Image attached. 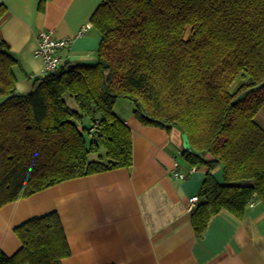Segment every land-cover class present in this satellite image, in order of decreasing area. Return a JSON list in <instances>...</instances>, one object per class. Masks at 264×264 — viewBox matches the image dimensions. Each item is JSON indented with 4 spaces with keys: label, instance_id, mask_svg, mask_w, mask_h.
Wrapping results in <instances>:
<instances>
[{
    "label": "trees",
    "instance_id": "trees-1",
    "mask_svg": "<svg viewBox=\"0 0 264 264\" xmlns=\"http://www.w3.org/2000/svg\"><path fill=\"white\" fill-rule=\"evenodd\" d=\"M92 23L101 35L96 61L62 64L35 78L27 94L17 91L20 64L0 34V208L131 167L133 133L115 111L121 99L143 125L186 134L184 159L207 167L192 211L198 234L223 209L242 218L254 201L264 204L257 122L264 88L233 105L264 81V0H103ZM15 232L22 247L12 256L0 249V264H62L71 256L55 211Z\"/></svg>",
    "mask_w": 264,
    "mask_h": 264
},
{
    "label": "crops",
    "instance_id": "crops-1",
    "mask_svg": "<svg viewBox=\"0 0 264 264\" xmlns=\"http://www.w3.org/2000/svg\"><path fill=\"white\" fill-rule=\"evenodd\" d=\"M102 2L0 0V34L20 64L14 67L19 93H29L42 75L44 60L36 55L42 32L72 39L59 51L62 64L96 61L101 35L92 18ZM87 24L91 28L79 37ZM119 115L133 133V165L67 180L2 206L0 249L14 255L22 247L15 228L55 211L71 249L62 264H264V204L254 201L242 218L223 209L198 234L188 201L198 196L207 167L198 165L185 180L174 178L175 161L184 172L192 167L182 155L183 134L143 125L134 110ZM214 173L222 181L221 168Z\"/></svg>",
    "mask_w": 264,
    "mask_h": 264
},
{
    "label": "built area",
    "instance_id": "built-area-1",
    "mask_svg": "<svg viewBox=\"0 0 264 264\" xmlns=\"http://www.w3.org/2000/svg\"><path fill=\"white\" fill-rule=\"evenodd\" d=\"M91 28V24L85 25L79 32L78 36H83L88 29ZM72 44V39H56L52 32H42L40 34L39 45L36 50V55L40 56L44 60V69L42 75L47 73L55 72L62 65V59L59 55V51L67 49ZM197 171V167L192 166L188 171L184 172L181 170V165L178 161L174 162L172 174L173 177L180 180H185ZM200 201L199 196H193L188 201V210L192 212ZM254 203V202H253ZM250 205L253 206L254 204Z\"/></svg>",
    "mask_w": 264,
    "mask_h": 264
},
{
    "label": "rangeland",
    "instance_id": "rangeland-1",
    "mask_svg": "<svg viewBox=\"0 0 264 264\" xmlns=\"http://www.w3.org/2000/svg\"><path fill=\"white\" fill-rule=\"evenodd\" d=\"M16 77H17V75H16ZM242 82H244L243 79H242L241 77L238 78V79L235 81V83L231 86V91H232V92H235L236 90H238V88L241 86ZM67 101H68V103H70V106H71V105L74 106V103H72V101H71L69 98H67ZM134 108H135V107H134V104H133V103H131V102L128 101V100H123V99H121V100L118 101L115 110H116L119 114H121V115H123V116L125 117V115H127V113L133 111ZM257 122H258L262 127H264V109L261 111L260 115L257 117ZM86 136H87V138H88V134H86ZM88 139H89V138H88ZM92 159H97V156H92Z\"/></svg>",
    "mask_w": 264,
    "mask_h": 264
},
{
    "label": "water",
    "instance_id": "water-1",
    "mask_svg": "<svg viewBox=\"0 0 264 264\" xmlns=\"http://www.w3.org/2000/svg\"><path fill=\"white\" fill-rule=\"evenodd\" d=\"M262 88H264V81L261 84H259L258 86L252 87V88H250L248 90H245L241 94H239L233 100V105H236V104L244 101L248 95H250L253 92H257V91L261 90ZM183 141H184V150L185 151H191V145L189 143V138H188V136L186 134H183Z\"/></svg>",
    "mask_w": 264,
    "mask_h": 264
}]
</instances>
